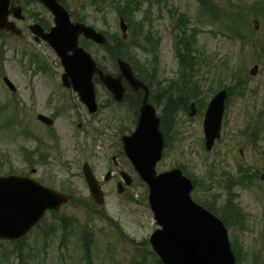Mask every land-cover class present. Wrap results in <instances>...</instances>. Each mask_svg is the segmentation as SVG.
I'll return each mask as SVG.
<instances>
[{
    "label": "rangeland",
    "instance_id": "1",
    "mask_svg": "<svg viewBox=\"0 0 264 264\" xmlns=\"http://www.w3.org/2000/svg\"><path fill=\"white\" fill-rule=\"evenodd\" d=\"M156 1L162 2L143 3L139 12L130 15L133 23L129 40L133 43L129 55L138 69L151 77L154 84L161 81L158 88L154 86L155 96L168 91L166 98L194 96L193 100L198 102L194 117H189L187 112H180L177 125L168 134L169 145L157 171L183 165L199 180L200 190H194L192 196L201 201L216 196L220 208L225 204L227 194L225 187L210 182L211 175L219 174L221 169L235 174L238 166L253 167L260 172L264 167V114L260 113V110L264 111V14L257 17L260 24L259 29L255 30L252 21L256 16L253 11L241 12V18L250 22V30H247L243 39L240 35L228 39L218 34L223 19L212 22L211 17L201 13L200 5L195 0ZM213 1L230 11L264 2ZM15 2L25 6L27 17L18 23L23 31L22 37L0 38V169L2 174L10 171L18 175L32 172L25 162V154L34 147L30 136L35 134L42 137L54 148L49 138L51 133L54 134L60 147L50 150L51 161L48 164L33 167L35 177L55 187L65 185L71 188L75 201L64 206L60 215L74 217L77 223L67 236L57 226L48 238L44 237L40 229L31 232L21 246L4 242L0 264H20L19 255L28 264H87L83 259L81 240L85 228L94 235V264H158L150 252L151 247L142 244L156 228L147 203V187L126 157L119 154L122 149L119 144L120 132L133 131L135 128L133 106L130 109L110 102V95L102 83L96 84L97 101L101 105L96 117L90 119L76 101L68 106L63 98L67 94L57 87L63 72L58 57L47 43H35L28 30V25L34 22L33 18H48L53 23L51 14L34 0ZM64 2L70 11L82 16L87 24L97 30L109 35H121L117 13L122 8L119 1L114 0L113 4L105 7L92 6V0ZM178 13L187 15L197 35L192 56L195 69L192 73L183 72V78L176 81L179 68L174 42L179 33L174 31V27ZM138 25L143 27L145 38L141 33L138 34ZM186 31L189 34V29ZM152 42L156 48L151 46ZM88 50L97 62L115 73L112 61L103 50L90 45ZM32 54L39 56L41 65L48 66V72L36 73L29 67ZM254 65L259 66V71L256 76H251L249 71ZM234 71L244 76L243 84L230 94L222 136L212 151L207 152L204 147V110L200 111V106L205 101L204 95L207 100L223 84H234L231 79ZM4 76L13 82L17 92L12 93L7 88L3 82ZM47 96L49 100L63 102L58 106L67 107L64 113L56 115L61 118L56 121L52 132L40 126L36 120L37 107L40 106L36 107V104L44 103ZM76 103L78 105L74 111ZM258 114L262 116L254 142L252 131L249 134L241 132L247 125L254 123ZM78 123H85L86 127L78 129ZM112 157L117 158V169L126 171L133 178L132 187L126 188L121 194L117 191L118 177L108 183L104 181L108 170H117ZM84 162L91 165L102 184L105 204L101 207L94 205L90 199L81 173ZM234 191L236 193L232 192V195L243 210V219L241 221L228 215L229 234L231 238L237 239L242 248L240 258L243 264H264V184L251 178L237 185ZM219 213L222 214L221 209ZM51 222L56 223V219L47 215L46 224L42 227L44 231L49 230Z\"/></svg>",
    "mask_w": 264,
    "mask_h": 264
},
{
    "label": "water",
    "instance_id": "2",
    "mask_svg": "<svg viewBox=\"0 0 264 264\" xmlns=\"http://www.w3.org/2000/svg\"><path fill=\"white\" fill-rule=\"evenodd\" d=\"M39 1L55 15L56 27L45 39L62 58L66 69L64 82L79 92L92 112L95 111L92 86L94 76L101 79L118 101L125 98L122 79L136 90H147L124 61L118 62L121 75L117 78L99 70L90 56L78 47V38L80 34H84L87 38L106 44L105 38L82 24H71L67 13L56 0ZM9 5L10 0H0V30L18 35L20 32L13 23L8 22V16L13 13L17 18H23L21 7L9 9ZM121 26L126 31L123 21ZM32 30L37 34L41 32L38 25L33 26ZM70 52L73 55L68 57ZM255 70L252 71L253 74ZM69 78L73 81L70 82ZM5 82L14 90L7 78ZM225 98L226 92H220L209 104L205 117L208 149L220 136ZM147 100L146 92L138 128L131 137L124 138V149L148 183L151 206L158 223L163 227L151 239L153 248L165 264H234L225 228L220 221L192 203L189 197L190 182L178 170L156 176L155 166L161 158L163 138L159 130V119ZM42 119L47 120L44 117ZM85 174L93 197L102 204V193L88 167H85ZM262 179L264 180V175ZM44 191L34 190L30 182L22 178L0 177V238L22 237L38 222L47 208L55 207L52 199L55 195ZM58 197L59 204L66 202L65 197Z\"/></svg>",
    "mask_w": 264,
    "mask_h": 264
},
{
    "label": "trees",
    "instance_id": "3",
    "mask_svg": "<svg viewBox=\"0 0 264 264\" xmlns=\"http://www.w3.org/2000/svg\"><path fill=\"white\" fill-rule=\"evenodd\" d=\"M234 25H235V21H234ZM236 25H239L242 28L246 27L245 23H236ZM233 29H235V26L233 27ZM190 45H191L190 41L188 39L186 40L185 33L183 35V38H181L179 42L176 43L177 49L179 50V48H182L183 50V53L180 54L181 65L185 66V68H187L189 71H192L195 68V63L191 60L190 52L188 51L191 48ZM209 209L214 211L212 208ZM235 252L237 253L236 248H235Z\"/></svg>",
    "mask_w": 264,
    "mask_h": 264
},
{
    "label": "flooded vegetation",
    "instance_id": "4",
    "mask_svg": "<svg viewBox=\"0 0 264 264\" xmlns=\"http://www.w3.org/2000/svg\"><path fill=\"white\" fill-rule=\"evenodd\" d=\"M57 87L59 88L58 85H57ZM66 91H67V93H70V94L68 96H66V97H63V98L74 99V100L78 101L77 100L78 97L76 96V94L72 90H66ZM140 93L141 92H138L137 94L138 95H141ZM57 101H58L57 99L49 100V97L47 96V99L45 100L44 103H41L40 102V103H37L36 104V107H37V105L38 106L40 105L39 107H37V111H38L37 114L44 113V114H49L51 116H53V115L56 116L57 115V112L60 113V110H58V109H60V108L63 107V106H58L59 104H61L63 102H60V103L58 102L57 103Z\"/></svg>",
    "mask_w": 264,
    "mask_h": 264
}]
</instances>
